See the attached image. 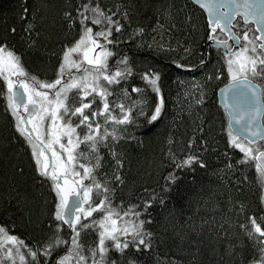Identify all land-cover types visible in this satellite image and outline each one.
I'll return each instance as SVG.
<instances>
[{
    "label": "trees",
    "instance_id": "1",
    "mask_svg": "<svg viewBox=\"0 0 264 264\" xmlns=\"http://www.w3.org/2000/svg\"><path fill=\"white\" fill-rule=\"evenodd\" d=\"M77 2L0 0V42L6 38L29 73L54 79L63 46L79 35L78 21L70 27L64 16L70 8L74 12ZM100 2L105 8L110 5L113 12L119 5L120 12L128 11L130 20L123 21V32L112 37L119 44L114 46L110 64L126 54L132 72L126 82L111 89L116 95L110 99L119 100L120 90L127 87L131 100L139 96L147 106H153L156 95L142 79L149 70L160 72L164 97L161 117L151 124L143 118L139 123L130 122L114 144L124 158L122 182L112 183L114 203L123 201L125 208L129 203L136 204L139 210L143 207L139 197L150 195L142 188L157 190L163 198V203L157 200L147 208L152 219L145 226L153 233L152 247L129 248L123 257L112 250L110 259L118 264H128L129 258L136 264H246L258 244L247 237L241 225L254 215L264 227V184L255 163L241 160L243 153L228 143L227 116L215 99L216 89L227 81L223 53L208 44L203 12L189 0ZM22 7L27 8L26 19L21 18ZM29 23L33 25L30 31L26 28ZM13 27L14 33L10 31ZM136 27L144 32L126 39ZM173 60L196 67L181 68ZM200 60L205 62L200 64ZM218 69L224 72L223 79L216 78ZM133 84L142 92L132 93ZM5 91L0 79V92ZM101 151L106 163L99 173L111 174L108 149ZM169 153L180 158L191 153L205 163L202 166L194 161L191 166L176 168L178 161H173ZM170 173L176 179L168 181V189L161 191ZM54 202L49 182L35 171L30 146L15 128V118L0 95V225L35 248L53 230L50 221L55 223L51 215ZM64 235H69L65 226ZM94 236L95 230L89 229L84 243ZM64 250L61 246L53 252L49 264H54Z\"/></svg>",
    "mask_w": 264,
    "mask_h": 264
},
{
    "label": "snow or ice",
    "instance_id": "2",
    "mask_svg": "<svg viewBox=\"0 0 264 264\" xmlns=\"http://www.w3.org/2000/svg\"><path fill=\"white\" fill-rule=\"evenodd\" d=\"M195 2L206 13L208 40L223 51L227 82L219 91L227 114L228 143L243 153L241 160L255 163L264 184V0ZM116 7L113 12L100 0H78L74 12L71 8L64 12L70 27L78 21L79 35L63 46L51 80L29 73L21 55L8 46L6 38L0 42V79L6 88L0 95L15 118V128L30 146L35 171L49 182L55 201L51 211L55 223L50 221L53 230L35 248L0 225V264H49V258L61 246L65 250L57 255L54 264H118L116 259H110L112 250L123 257L129 248L152 247L153 233L145 226L152 219L147 208L157 200L163 203V198L157 190L142 188L150 195L139 197L143 205L139 210L136 204L129 203L125 208L123 201L114 203L116 190L112 183L122 182L124 163L123 153L117 152L114 144L130 122L139 123L143 118L151 124L163 115L161 74L149 70L142 75L145 86H150L156 95L151 107L139 96L131 100L127 87L120 90L119 100L110 99L116 95L111 89L126 82L132 72L126 54L110 64L114 46L119 44L112 37L123 32V21L130 22L128 11L120 12V6ZM21 18H27V8L22 7ZM32 27L31 23L26 26L29 31ZM10 31L14 33L15 28ZM143 32V28L136 27L125 38ZM221 33L226 38H220ZM172 63L181 68L196 67L180 60ZM223 77L224 72L218 69L216 78ZM258 79L261 83H257ZM131 92L139 94L142 89L133 84ZM188 144L192 145L193 140L189 139ZM102 148L108 149L111 174L99 173L106 163ZM169 155L178 161L176 168L191 166L194 161L202 166L205 163L191 153L182 158ZM175 179L174 174H167L161 191ZM65 225L68 236L64 235ZM241 228L258 244L246 264H264V227L250 215ZM89 229L95 230V236L86 244L84 237ZM128 264L136 261L129 258Z\"/></svg>",
    "mask_w": 264,
    "mask_h": 264
},
{
    "label": "water",
    "instance_id": "3",
    "mask_svg": "<svg viewBox=\"0 0 264 264\" xmlns=\"http://www.w3.org/2000/svg\"><path fill=\"white\" fill-rule=\"evenodd\" d=\"M193 5H195L197 8H199L202 12H203V14H204V16H205V19H206V22H207V18H206V13L203 11V9L201 8V6L200 5H198L196 2H195V0H189ZM225 35V34H224ZM226 37V36H225ZM208 44H210L211 46H213V47H215V48H217L214 44H212L209 40H208ZM218 49V48H217ZM221 89V87L216 91V100H217V104H218V106L220 107V108H222V109H224L223 108V103H222V93L219 91ZM227 115V114H226ZM227 123H228V121H227ZM65 227H67L66 225H65Z\"/></svg>",
    "mask_w": 264,
    "mask_h": 264
},
{
    "label": "flooded vegetation",
    "instance_id": "4",
    "mask_svg": "<svg viewBox=\"0 0 264 264\" xmlns=\"http://www.w3.org/2000/svg\"><path fill=\"white\" fill-rule=\"evenodd\" d=\"M223 36H224V35L221 34V37H223ZM223 38H225V36H224ZM226 82H227V81H226ZM226 82H225V83H226ZM225 83H223V84H225ZM223 84H222V85H223ZM222 85H221V86H222ZM221 86H219V87L216 89V91H217ZM216 91H215V99H216ZM216 103H217V100H216ZM217 105H218V104H217ZM218 107H219V106H218ZM219 108H220V107H219ZM220 109H221V108H220ZM221 110H222V109H221Z\"/></svg>",
    "mask_w": 264,
    "mask_h": 264
},
{
    "label": "bare ground",
    "instance_id": "5",
    "mask_svg": "<svg viewBox=\"0 0 264 264\" xmlns=\"http://www.w3.org/2000/svg\"><path fill=\"white\" fill-rule=\"evenodd\" d=\"M224 36H225V35H224ZM224 36H223V37H224ZM223 37L220 36V38H223ZM225 38H226V37H225ZM210 46H211V45H210ZM212 47H213V46H212ZM214 48H215V47H214ZM216 49H217V48H216ZM218 50H220V49H218ZM220 51L223 53L222 50H220ZM221 109H222V108H221ZM222 110L224 111V109H222ZM224 113H225V111H224ZM225 115H226V113H225ZM226 116H227V115H226Z\"/></svg>",
    "mask_w": 264,
    "mask_h": 264
},
{
    "label": "rangeland",
    "instance_id": "6",
    "mask_svg": "<svg viewBox=\"0 0 264 264\" xmlns=\"http://www.w3.org/2000/svg\"><path fill=\"white\" fill-rule=\"evenodd\" d=\"M242 46V45H241ZM6 258V257H5ZM7 259V258H6Z\"/></svg>",
    "mask_w": 264,
    "mask_h": 264
}]
</instances>
